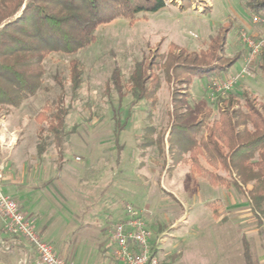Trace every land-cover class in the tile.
Returning a JSON list of instances; mask_svg holds the SVG:
<instances>
[{
    "label": "rangeland",
    "instance_id": "obj_1",
    "mask_svg": "<svg viewBox=\"0 0 264 264\" xmlns=\"http://www.w3.org/2000/svg\"><path fill=\"white\" fill-rule=\"evenodd\" d=\"M185 4L191 6L182 9ZM255 14L259 13L246 6L245 0H170L164 9L140 13L134 22L118 18L100 26L96 42L87 49L47 57L42 89L17 109L7 112L0 108V123L6 116L7 128L18 134L17 152H38V144L46 142V163L57 170L63 164L82 170L86 182L81 180L79 190H73V212L53 205L49 213L54 228L43 238L54 245L59 256L74 264H119L112 255L111 231L124 218L130 203L145 211L166 264H247L246 244L254 264H264V220L261 226L248 196L234 186L211 184L202 173H190L189 168L195 167L191 154L182 150V136L173 133L169 138L173 108L181 105L178 100L185 91L190 93L188 107H179L181 112L195 116L202 102L213 109L211 119L219 115L215 81L236 78L232 91L239 94V106L245 105L242 92L250 90L264 107V73L259 59L247 65L249 50L241 40L243 32L264 36V24L254 23ZM228 24L231 28L220 64L241 54L228 73L214 79L194 78L188 86L180 79L166 80L161 66L172 43L199 52ZM72 58L80 61L83 70L82 85L76 92L70 78ZM154 58L153 72L162 79L160 89L134 106L129 93L119 109L116 89L112 85L108 88L114 68H121L126 85L138 62L150 63ZM45 105L69 111L61 140L48 131L47 123L36 120ZM114 107L120 110L122 121L127 120L118 142ZM130 107L132 113L126 119ZM163 136L164 144L160 145ZM200 161L228 178L221 166L212 167L204 158Z\"/></svg>",
    "mask_w": 264,
    "mask_h": 264
},
{
    "label": "trees",
    "instance_id": "obj_2",
    "mask_svg": "<svg viewBox=\"0 0 264 264\" xmlns=\"http://www.w3.org/2000/svg\"><path fill=\"white\" fill-rule=\"evenodd\" d=\"M170 0H0V108L10 112L23 102L35 96L43 87L46 73L44 60L54 53L74 55L87 49L97 40V29L118 18L134 22L140 13H155L164 9ZM255 13H264V0H245ZM191 5L185 4L182 9ZM231 24L224 26L220 35L212 37L207 49L190 52L172 43L164 68L166 80L180 79L191 84L194 78H216L241 58L236 54L224 65L226 35ZM156 59L150 63L138 62L128 83L123 82L122 70L116 66L108 81L122 101L131 93V106L149 98L161 87V76L153 72ZM259 68L264 73V52L259 58ZM72 90L76 92L82 85L80 61L72 58L69 63ZM186 74V78H179ZM63 88L61 79L56 77ZM190 93L185 91L179 98L181 105L173 108V122L169 138L173 133L182 136V150L192 156L195 170L202 173L211 184L234 186L246 194L253 214L263 225L264 220V107L258 105L256 96L249 90L242 92L244 108L239 106V94L229 92L227 98L219 97V115L212 118L213 109L205 103L200 105L198 114L187 108ZM55 108V109H54ZM45 105L36 120L47 123L48 131L58 140L62 138L68 109L62 106ZM114 107L116 142L127 126L122 121L120 110ZM132 108L128 109L129 119ZM43 130V129H42ZM159 144H164V136ZM47 143L38 144L41 158ZM200 158L209 165L221 168L227 177L217 175L205 167ZM217 215V212H215ZM245 261L254 264L248 244L245 247Z\"/></svg>",
    "mask_w": 264,
    "mask_h": 264
},
{
    "label": "crops",
    "instance_id": "obj_3",
    "mask_svg": "<svg viewBox=\"0 0 264 264\" xmlns=\"http://www.w3.org/2000/svg\"><path fill=\"white\" fill-rule=\"evenodd\" d=\"M259 30L263 32V29ZM229 70L230 68L227 73ZM5 117L3 123H0V134L10 138L13 147L7 153L4 152L8 148L0 147V164L4 166L2 187L19 203L26 215L36 220L37 228L43 237L54 228V219L49 217L53 205L68 209L69 214L73 212L70 200L75 193L73 190L77 192L81 180L85 181L82 170L67 168L65 164L57 170L55 166L49 164L50 162L46 163L45 154L40 158L38 152L30 154L26 151L17 152L20 144L18 134L13 128H7ZM189 170L190 173L193 172L191 167ZM36 258L37 254L28 241L4 232L0 218V264H29Z\"/></svg>",
    "mask_w": 264,
    "mask_h": 264
},
{
    "label": "built area",
    "instance_id": "obj_4",
    "mask_svg": "<svg viewBox=\"0 0 264 264\" xmlns=\"http://www.w3.org/2000/svg\"><path fill=\"white\" fill-rule=\"evenodd\" d=\"M254 23L264 24V14H255ZM241 40L249 50L247 65L256 62L264 52V36L255 37L241 33ZM247 72V69H244ZM236 84V78L229 77L213 84L215 98H225ZM10 138L0 134V147H13ZM4 166L0 164V218L3 230L9 235L24 238L34 248L37 258L29 264H74L59 256L52 243L46 241L37 228L36 220L26 215L19 203L2 187ZM126 215L118 221L111 233L113 258L119 264H166L159 254L160 241L153 238V233L146 222L144 210L126 205ZM23 262V261H22Z\"/></svg>",
    "mask_w": 264,
    "mask_h": 264
}]
</instances>
